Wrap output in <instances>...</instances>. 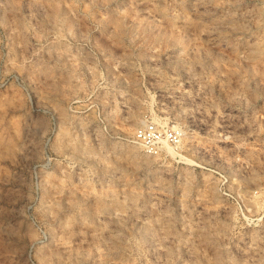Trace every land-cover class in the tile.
<instances>
[{"label": "rangeland", "instance_id": "rangeland-1", "mask_svg": "<svg viewBox=\"0 0 264 264\" xmlns=\"http://www.w3.org/2000/svg\"><path fill=\"white\" fill-rule=\"evenodd\" d=\"M0 264H264V0H0Z\"/></svg>", "mask_w": 264, "mask_h": 264}, {"label": "built area", "instance_id": "built-area-1", "mask_svg": "<svg viewBox=\"0 0 264 264\" xmlns=\"http://www.w3.org/2000/svg\"><path fill=\"white\" fill-rule=\"evenodd\" d=\"M175 136L174 132H170L168 139H166L162 132L153 124L143 125L135 132V139L149 152L159 151L166 140L170 141Z\"/></svg>", "mask_w": 264, "mask_h": 264}, {"label": "bare ground", "instance_id": "bare-ground-1", "mask_svg": "<svg viewBox=\"0 0 264 264\" xmlns=\"http://www.w3.org/2000/svg\"><path fill=\"white\" fill-rule=\"evenodd\" d=\"M153 121V120H152ZM154 121H156L155 119H154ZM163 145H165V144H163ZM166 146V145H165ZM171 150V149H170Z\"/></svg>", "mask_w": 264, "mask_h": 264}]
</instances>
